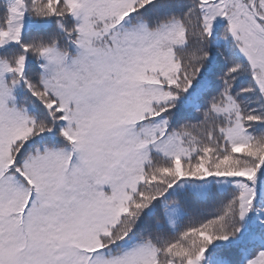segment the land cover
Here are the masks:
<instances>
[{
  "label": "snow or ice",
  "instance_id": "6c2138e0",
  "mask_svg": "<svg viewBox=\"0 0 264 264\" xmlns=\"http://www.w3.org/2000/svg\"><path fill=\"white\" fill-rule=\"evenodd\" d=\"M0 264H264V0H0Z\"/></svg>",
  "mask_w": 264,
  "mask_h": 264
}]
</instances>
